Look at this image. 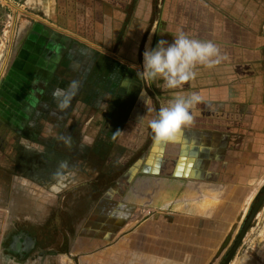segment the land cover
<instances>
[{"label":"crops","instance_id":"obj_1","mask_svg":"<svg viewBox=\"0 0 264 264\" xmlns=\"http://www.w3.org/2000/svg\"><path fill=\"white\" fill-rule=\"evenodd\" d=\"M19 1L39 23L13 31L6 60L0 52L7 65L0 84V264H8L5 257L11 264H219L225 241L264 191V36L210 0ZM181 31L214 42L227 59L212 69L198 65L196 78L177 89L126 72L143 65L146 49ZM113 62L124 71L108 70ZM95 76L118 86H93ZM82 80L85 89H78ZM192 92L203 97L194 123L173 142H155L149 120L177 94ZM81 93L85 105L77 104ZM104 99L112 108L97 111L116 116L101 129L117 127L130 164L114 183L98 180L108 186L93 211L69 221L78 174L60 168L63 152L46 148L39 128L53 127L51 143L60 149L61 129L77 127L78 113ZM87 116L83 123L92 127L94 115ZM24 128H38L36 141ZM5 132L13 135L3 138ZM57 171L62 182L53 179ZM229 264H264V204Z\"/></svg>","mask_w":264,"mask_h":264},{"label":"rangeland","instance_id":"obj_2","mask_svg":"<svg viewBox=\"0 0 264 264\" xmlns=\"http://www.w3.org/2000/svg\"><path fill=\"white\" fill-rule=\"evenodd\" d=\"M0 0V52L4 55L2 60L5 59L6 51L9 49V45L11 44V40L13 38V31L15 29L18 30L22 29L25 25L29 23L25 21H31V23H39V20L33 15H28V11L21 8L22 3L19 0ZM149 1V0H147ZM214 3L217 7L225 10L227 13L231 14L235 20L242 24L248 25L252 27L254 32L260 36H264V0H210ZM24 13V14H23ZM11 23V24H10ZM24 24V25H23ZM29 24V25H30ZM5 61H2L0 64V84L2 83V79L5 74L6 69ZM110 70L113 73L123 72L124 68L123 65L119 64L118 62H113L109 65ZM125 66V65H124ZM130 67V68H129ZM137 67V68H136ZM143 70V65H127L126 72H140ZM104 71H107L104 67ZM78 89H85V82L76 81ZM103 83V84H102ZM93 86L102 88H116L118 86L117 80L113 79L108 85H106L105 81H101V79H97L96 76L92 81ZM84 94V91H81ZM81 95L77 97V104L85 105L86 103V96ZM111 101V100H110ZM106 102L105 99L103 103H99V107H97L93 112H89L87 115H94V123L92 124L93 128L87 126L85 122L86 120V113L84 111L78 113V125L75 128H68L63 127L59 135H62V146L61 148H57L52 141L53 136V127H47L45 129L39 128V131L43 134L42 136H46V139L42 138V141H46L45 144L46 148L49 150H60L63 152L62 162L66 163L67 167L65 169L73 168L77 171V179L79 181L77 196L75 199L69 201V207H67V216L68 220H72L73 218L79 219V222L82 219H85L87 215H89L93 208L92 206L97 203L99 199L102 198L103 190L107 188L108 184L104 187L101 182L98 184L97 181L103 180V182L108 181L110 184L114 183L117 180L118 175L124 171V168L128 166L130 161L129 154H125L123 152V148L121 144L117 143L118 140V129L111 125L109 129H101L103 123H107V118L110 116L111 118H115V113L113 115L109 114V112H98V108L106 106V108L111 109L112 103ZM109 104V105H108ZM80 107V106H79ZM87 116V117H88ZM104 119V120H101ZM83 123L84 126H81ZM110 124H112L110 122ZM80 126V127H79ZM38 128H28L23 129L26 132L23 134L24 136H30L32 141H36L35 138L38 134ZM3 133L0 131V137ZM35 134V135H34ZM5 135H13L11 132H5L3 138L6 137ZM57 136V134H56ZM91 137V138H90ZM88 138V139H87ZM51 139V140H49ZM90 139L94 140L92 143ZM103 141V142H102ZM4 145V144H3ZM5 148V145H4ZM56 148V149H55ZM71 153L77 159L70 160L66 159L64 154ZM104 174L109 173V176H102L101 173ZM99 174V175H98ZM95 181L94 185L89 184V182ZM261 193L258 195L257 199L254 202V206L257 203L258 199L260 198ZM78 203V205H75ZM77 206V207H76ZM253 206V208H254ZM252 208V209H253ZM248 216H246L245 220L239 226L237 232L232 238V241H229L227 247L223 250V256L219 264H223L226 260L229 252L231 251L236 239L242 230ZM246 250V247H244ZM250 252V251H249Z\"/></svg>","mask_w":264,"mask_h":264},{"label":"clouds","instance_id":"obj_3","mask_svg":"<svg viewBox=\"0 0 264 264\" xmlns=\"http://www.w3.org/2000/svg\"><path fill=\"white\" fill-rule=\"evenodd\" d=\"M226 59L227 56L214 42L192 38L181 31L171 43L160 39L154 48L146 49L143 52V70L137 75L147 81L162 79L165 87L177 89L196 78L198 65L212 69ZM128 80L125 78L124 83L127 84ZM202 102L203 97L192 92L177 94L166 106H161L157 115L148 122L153 140L157 143L175 141L185 128L194 123L192 110ZM65 167L66 163H61L60 168ZM53 179L62 182L63 173L57 171ZM4 260L11 264L9 258Z\"/></svg>","mask_w":264,"mask_h":264},{"label":"water","instance_id":"obj_4","mask_svg":"<svg viewBox=\"0 0 264 264\" xmlns=\"http://www.w3.org/2000/svg\"><path fill=\"white\" fill-rule=\"evenodd\" d=\"M5 2H7V1L5 0ZM262 204H264V191L261 192L260 198L258 199V201L255 204L254 208L249 213L248 218H247L242 230L240 231V233H239V235H238V237L236 239V242L234 243L231 251L229 252V254H228V256H227V258H226V260L224 261L223 264H229L231 262V260L233 259V257L235 255V253H236L241 241L243 240L247 230L249 229V227L251 225V222L253 221L254 216L256 215L257 211L260 209ZM229 241H230V238H228L225 241V243L223 245V248H225L228 245Z\"/></svg>","mask_w":264,"mask_h":264},{"label":"bare ground","instance_id":"obj_5","mask_svg":"<svg viewBox=\"0 0 264 264\" xmlns=\"http://www.w3.org/2000/svg\"><path fill=\"white\" fill-rule=\"evenodd\" d=\"M11 24V23H10ZM245 210V209H244Z\"/></svg>","mask_w":264,"mask_h":264}]
</instances>
